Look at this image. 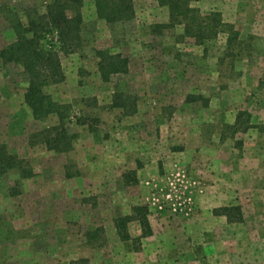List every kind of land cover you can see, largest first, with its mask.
I'll return each mask as SVG.
<instances>
[{"label":"rangeland","instance_id":"374dc122","mask_svg":"<svg viewBox=\"0 0 264 264\" xmlns=\"http://www.w3.org/2000/svg\"><path fill=\"white\" fill-rule=\"evenodd\" d=\"M48 1L0 0V49L15 14ZM133 5L132 19L110 26L83 0L82 48L60 55L65 79L46 87L71 106L69 150L44 143L57 118H33L22 67L0 59V143L33 171L0 176V264H264V0L194 2L238 32L202 45L182 25L153 32L168 21L157 0ZM97 49L127 57V73L103 81ZM134 206L152 232L140 237L132 219L122 240L113 220ZM220 207L232 218L240 207L242 220ZM98 226L100 246L88 234Z\"/></svg>","mask_w":264,"mask_h":264},{"label":"trees","instance_id":"16d2710c","mask_svg":"<svg viewBox=\"0 0 264 264\" xmlns=\"http://www.w3.org/2000/svg\"><path fill=\"white\" fill-rule=\"evenodd\" d=\"M93 1L97 17L110 23V26L116 22L128 21L135 15L133 0ZM196 1L198 0H157L159 5L167 7L168 21L155 25L153 32L160 33L164 28L182 25L183 35L194 38L200 45L227 32L229 34L226 42L230 43L238 38V32L223 20L219 11L210 10L202 14L193 6ZM82 6L83 0H50L44 3L43 8L26 6L20 13L22 15L16 13L12 21L14 40L0 49V59L3 62L16 63L23 69L27 79L24 101L33 118H57L58 125L42 131L44 143L57 151L69 150L71 147V136L67 134L65 123L70 117L71 106L58 103L47 92L46 87L65 79L60 55L82 48ZM95 56L98 58L97 69L103 81H108L112 75L128 71V58L121 53L97 49ZM116 106L121 105L116 103ZM85 122L76 119V124ZM88 126L90 131L95 130L91 124ZM10 170H16L20 178L33 176L32 167L17 155L10 153L4 143H0V176ZM122 177L126 184L135 183L136 171H127ZM19 192L15 186L9 190L10 195H17ZM234 209L238 212V217L235 218L230 216L228 207L214 209L213 213L226 216L228 222L241 221L240 207ZM132 219L138 220L140 224V237L150 235L152 230L146 207L134 206L130 214L114 219L115 229L122 240L131 239L126 231V224ZM98 230L101 231V227Z\"/></svg>","mask_w":264,"mask_h":264},{"label":"crops","instance_id":"0c3cea01","mask_svg":"<svg viewBox=\"0 0 264 264\" xmlns=\"http://www.w3.org/2000/svg\"><path fill=\"white\" fill-rule=\"evenodd\" d=\"M113 76V75H112ZM111 76V77H112ZM111 79V78H110ZM114 107V106H113ZM114 108H116V107H114ZM132 170H134V169H132ZM130 171V170H129ZM127 172V171H126ZM125 173V172H124ZM123 173V174H124ZM123 174H122V176H123ZM113 222H114V220H113ZM99 227H101V231H97V229L99 228ZM115 227V226H114ZM106 230H108V232L110 231V227L108 226H106ZM97 231V232H96ZM107 233V232H106ZM88 234H91V237L93 236V238H96L97 236H103V239H102V243H97L96 244V246H100V245H102L103 243H104V240H106V238H107V235H108V233H107V235H106V237H105V239H104V235H105V233H104V229H103V227L102 226H98V227H96V228H94L93 230H91ZM104 234V235H103ZM110 235V234H109ZM93 238H91V239H93ZM107 250V253L109 252V248H107L106 249ZM109 254V253H108ZM82 262L84 263V264H87L88 263V259H86V258H84V259H82Z\"/></svg>","mask_w":264,"mask_h":264}]
</instances>
